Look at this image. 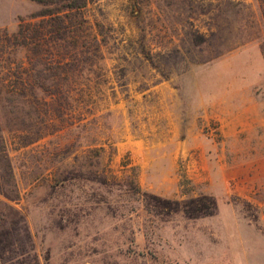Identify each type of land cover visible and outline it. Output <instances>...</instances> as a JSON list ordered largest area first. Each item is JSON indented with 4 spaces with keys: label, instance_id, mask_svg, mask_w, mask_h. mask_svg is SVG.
Returning <instances> with one entry per match:
<instances>
[{
    "label": "rangeland",
    "instance_id": "1",
    "mask_svg": "<svg viewBox=\"0 0 264 264\" xmlns=\"http://www.w3.org/2000/svg\"><path fill=\"white\" fill-rule=\"evenodd\" d=\"M61 2L0 0V264H264V207L223 185L264 113V0H87L67 29Z\"/></svg>",
    "mask_w": 264,
    "mask_h": 264
},
{
    "label": "trees",
    "instance_id": "2",
    "mask_svg": "<svg viewBox=\"0 0 264 264\" xmlns=\"http://www.w3.org/2000/svg\"><path fill=\"white\" fill-rule=\"evenodd\" d=\"M42 4L57 3V0H36ZM61 8H47L41 11V15H57L56 19L63 20L64 29L69 28V25L65 24V18L71 17L72 13L84 8L87 5V0H62ZM23 28L20 29L19 34H23ZM194 41L198 44L208 43L210 45V38L205 34H198L194 37ZM224 53L221 50L217 55ZM6 158V157H5ZM75 177H85V173L79 171L75 172L74 176L71 172L64 175V180H69ZM90 179L96 180L102 184H107L108 179L105 175H90ZM133 187H136L134 182H131ZM1 189V188H0ZM141 191L140 188H137ZM146 206L155 212L156 214L167 217L172 213L182 212L187 219L196 220L204 217L214 216L219 211L218 200L215 195L212 194H201L198 196H192L188 198H170L164 197L149 191H143ZM9 234L8 231L0 232V245L2 244L5 237Z\"/></svg>",
    "mask_w": 264,
    "mask_h": 264
},
{
    "label": "crops",
    "instance_id": "3",
    "mask_svg": "<svg viewBox=\"0 0 264 264\" xmlns=\"http://www.w3.org/2000/svg\"><path fill=\"white\" fill-rule=\"evenodd\" d=\"M230 134L237 137L241 132L233 128L230 132L228 131V135ZM246 139L248 150L245 172L241 175L230 173L231 179L224 178L223 185L227 186V183L232 180V191L235 194L264 207V113L253 120L248 128ZM237 163L231 162L232 165H237Z\"/></svg>",
    "mask_w": 264,
    "mask_h": 264
}]
</instances>
